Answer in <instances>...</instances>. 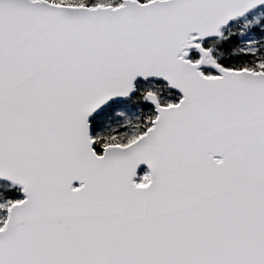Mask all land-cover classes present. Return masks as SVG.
Masks as SVG:
<instances>
[{
    "label": "snow or ice",
    "instance_id": "6c2138e0",
    "mask_svg": "<svg viewBox=\"0 0 264 264\" xmlns=\"http://www.w3.org/2000/svg\"><path fill=\"white\" fill-rule=\"evenodd\" d=\"M0 264H264V0H0Z\"/></svg>",
    "mask_w": 264,
    "mask_h": 264
}]
</instances>
